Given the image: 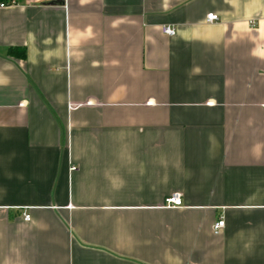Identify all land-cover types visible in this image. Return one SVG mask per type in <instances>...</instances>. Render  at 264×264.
<instances>
[{
    "label": "crops",
    "instance_id": "obj_1",
    "mask_svg": "<svg viewBox=\"0 0 264 264\" xmlns=\"http://www.w3.org/2000/svg\"><path fill=\"white\" fill-rule=\"evenodd\" d=\"M11 1L0 264H264V0Z\"/></svg>",
    "mask_w": 264,
    "mask_h": 264
},
{
    "label": "built area",
    "instance_id": "obj_2",
    "mask_svg": "<svg viewBox=\"0 0 264 264\" xmlns=\"http://www.w3.org/2000/svg\"><path fill=\"white\" fill-rule=\"evenodd\" d=\"M15 1H11L9 4H4V3H0V8H5L6 6H11L14 5ZM219 20V17L214 14L211 13L207 16V22L209 23H213V22H217ZM163 33L168 35V36H174L175 35V30L172 29L171 27L165 26L163 27ZM72 171H76L75 167L71 168ZM166 206L168 208H179L183 206V201H182V196L180 194H174L171 197L167 198L166 201ZM25 219L29 220L30 216L29 215H25ZM225 226V222L224 220H220L218 221L215 225H214V230L215 232H219L221 229H223Z\"/></svg>",
    "mask_w": 264,
    "mask_h": 264
},
{
    "label": "trees",
    "instance_id": "obj_3",
    "mask_svg": "<svg viewBox=\"0 0 264 264\" xmlns=\"http://www.w3.org/2000/svg\"><path fill=\"white\" fill-rule=\"evenodd\" d=\"M0 1H6V0H0ZM9 54L10 55H13V56H15V55H17V56H19V55H21V58H25V51H24V49H13V48H11L10 50H9Z\"/></svg>",
    "mask_w": 264,
    "mask_h": 264
}]
</instances>
